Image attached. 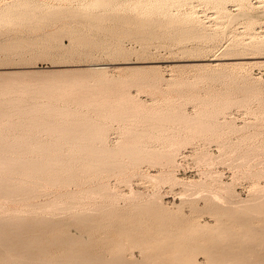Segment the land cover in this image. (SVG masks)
Listing matches in <instances>:
<instances>
[{"label":"rangeland","instance_id":"374dc122","mask_svg":"<svg viewBox=\"0 0 264 264\" xmlns=\"http://www.w3.org/2000/svg\"><path fill=\"white\" fill-rule=\"evenodd\" d=\"M113 1L110 0L108 3L109 0H97V2L96 0H0V11L7 9L6 6L13 8L23 3L28 4L31 9L34 8L32 6H36L35 11L40 5L42 10L39 9L40 12H47L56 6L58 10H54L57 14L65 16L64 21L49 20L50 22L39 21V23L6 21L2 22V25L0 23V86L3 84L7 86L6 91L3 92L4 87H0V92L5 93L16 85L39 84L40 81L48 84L63 80L62 83L65 84L67 80L75 78L80 82L84 78L83 83L89 80V85H92L91 81H93L94 86H92L95 88L87 86L86 89L79 86L78 90L79 87L76 86L54 87L51 93L56 94L55 96L51 93L43 96L39 94L41 97L35 94L40 97L36 96L40 102L55 103V106L61 109L73 111L70 114L68 111H66L68 114H63L64 111L58 113L59 115L34 113L37 115L34 118L31 117L35 115H30L24 110L20 112L24 111L23 115L25 113L27 117L20 115V112L13 116V111H19L20 105L23 104L21 102L19 105L20 102L17 101L19 109L16 108L15 102V105L13 103L7 106L8 99L15 94L14 90L8 91L7 96L0 94L2 96L0 97V123L2 120L0 136L3 138L6 134L2 142L13 144L9 147H0V150L5 148L18 150L22 147L20 145L29 141L38 143L40 140V144L48 145L54 140L51 139L50 133L45 131L43 133L35 128L33 132L32 129H28V132L31 131L28 133L25 129L27 127L16 122L21 118H28L27 121L33 119L47 121L54 120L55 117L57 121L63 119V122L72 124L75 121L91 122V120L104 124L108 131H106L108 138L106 137L105 143L111 148L124 142L130 132L136 129L146 131L147 135L151 136L146 140L151 144L155 154L138 163L127 161L122 164L120 170L117 167L114 171H108L109 173L104 172L89 178L75 176L74 181L67 184L56 185L45 181L39 196L34 198L7 200L0 197L2 203L0 216L10 215L12 211V214L17 215H38L56 220H71L72 213L80 211L79 209L83 211L84 208V211L92 212L94 218L97 216L95 219L98 220L103 216L107 221L109 217L106 212L114 210L116 214L119 212L120 214L119 217L115 214L111 215L112 221L117 223L122 219V226L128 225L129 216H135V220L141 222L138 230L146 235L156 236L155 240L158 242L175 236L179 239L192 238L191 243L186 245L191 246L189 248H192L194 253H198L197 258L202 264H208L213 262L214 258H208L205 249L213 245L214 236L230 235L234 236L235 240L237 237L242 238L243 233L249 228L261 230L264 226V0ZM92 17H95V20ZM136 25L142 26L138 28ZM194 25L195 28H192ZM72 35L86 36L91 42L87 45H81L78 40L71 42ZM43 47L46 49L43 50ZM255 53L256 55H253ZM249 55L258 58L244 61L222 59ZM213 58L218 60L211 61ZM93 68H98L96 69L98 74L95 75V71L89 70ZM92 74L94 76H91ZM69 76L72 79H68ZM105 80L107 82L109 80V85ZM8 81L10 82L7 83ZM104 82L107 84L106 88ZM91 89L93 92L96 91L93 97H90ZM83 91L89 94H87L89 97H86L88 101L85 98L81 99L86 94ZM98 91L109 92L112 98L108 97V93L107 96L105 95L106 98L101 95L102 98ZM46 96L49 97H47L48 101ZM21 97L23 98V95ZM95 98L98 101H106L109 107L101 105L100 108L99 105L98 109L95 107L98 101L96 103L93 101L96 100ZM24 99V104L36 102L35 97L33 99V95L30 94H25ZM127 99L131 101L127 103L125 101ZM82 100H86L85 103ZM108 101L112 103V107ZM87 102L91 103L88 105ZM154 109L160 110L161 113L152 117L137 116L134 121L132 120L131 112L142 110V113H146ZM71 115H76V118ZM123 118L127 119L126 122ZM79 123L76 125L78 126ZM11 125H14L13 128ZM5 137H9V140ZM15 141L21 144H14ZM173 143L177 144V151L175 149L172 156L167 158L166 152ZM25 148L23 145L20 151L22 149L24 151ZM72 170L81 172L80 167H74ZM102 184L107 188L105 194L97 190ZM70 201L78 202L80 206L64 210L57 208L58 205ZM34 202L37 204L32 205L31 203ZM103 204L105 206L99 208L101 211L93 209L95 205ZM144 204L147 208L143 211L133 209ZM238 205L250 208L248 216L244 214L249 208L237 212L235 209ZM224 208L230 210H223ZM127 212L129 213L126 214ZM72 227L71 232L76 233L75 235L81 231L88 233L85 229ZM92 229L90 233L94 235L92 236L94 241L87 248L105 257H110L117 250L120 238L126 260L140 259L141 264H144L146 254L153 249L146 247L144 239H139L138 242L129 239L126 232L128 228L122 227L121 235L115 223L99 224ZM60 232L61 230L57 233ZM161 233L164 234L163 238ZM155 240L153 242H156ZM48 251L59 257L64 253L63 244H50ZM156 262L148 260L146 264H156Z\"/></svg>","mask_w":264,"mask_h":264},{"label":"bare ground","instance_id":"6f19581e","mask_svg":"<svg viewBox=\"0 0 264 264\" xmlns=\"http://www.w3.org/2000/svg\"><path fill=\"white\" fill-rule=\"evenodd\" d=\"M96 2H97V0H96ZM111 2H114V1L111 0ZM12 3H15V2H12ZM108 3H110V0H109ZM103 4H105V3H103ZM16 6H17V4H16ZM103 6H105V5H103ZM10 7L6 6L7 9H5L3 11H0V23H1V25H2V22H6V21H9V22H11V21H16L17 22L18 21V23L19 22L39 23V21L40 22H44V21H49V20H53V21H55V20H62V21H64L63 19L65 18V16L60 15V14H57V11L54 10V9H56V6L54 7V9H52L53 8L52 7L51 10H49L47 12H40V11H38L41 8L40 5H39V8L37 6L38 10H36V11H35L36 6H32V7H34L33 8L34 10H33V9H31L30 6H28V4H23V3L22 4H19L18 7H15L14 6L15 9H14V7L13 8L12 7L10 8ZM63 7L64 6H62V8ZM49 8H47V10ZM65 8L67 10V7H65ZM56 10H58V9H56ZM73 11H74V9H73ZM95 11H97V10H95ZM76 13L74 15H76ZM78 13H79V11H78ZM80 13H81V11H80ZM116 13H117V11H116ZM113 14H114V12H113ZM74 15L72 14V16H74ZM80 16H82V15L80 14ZM95 16H96V14H95ZM99 16H97V17L99 18ZM83 17H84V15H83ZM94 18L92 17V19H94ZM70 21H72V20H70ZM146 21L147 20H145V22ZM80 23H82V22H80ZM101 24H102V22H101ZM70 25H72V24H70ZM34 26H35V24H34ZM52 26H53V24H52ZM74 26H75V24L73 25V27ZM141 26H139V27H141ZM68 27H70V26H68ZM193 27L195 28V25L192 26V28ZM63 28H65V27H62V29ZM128 28H127V30H129ZM147 28H148V26H147ZM57 29L59 30L60 28L58 27ZM92 30H93V27H92ZM46 34H48V32ZM73 35L71 37V42L73 40H78V41H80L79 43L81 45H87V44H89L91 42L86 36H81L80 35L79 37L78 36L77 37H74ZM85 35H87V34H85ZM39 39H41V38H39ZM44 39H46V38H44ZM100 39H101V37H100ZM37 41H39V40H37ZM92 42L95 43V41H92ZM101 42H103V41H101ZM49 43H50V41H49ZM13 46L15 47V45H13ZM35 47H36V44H35ZM79 48H77V49L79 50ZM45 49L43 47V50H45ZM117 49H118V47H117ZM46 51L48 52L49 50H46ZM89 52H91V51H89ZM253 55H256V53L253 54ZM256 58H258V56H252V55L250 56L249 55V56H241V57H224L222 59H237V61L238 60L244 61L245 59H256ZM212 60L215 61V60H218V59L217 58H213V59H211V61ZM96 69H98V68H96ZM96 69L93 68V69H89V70L90 71H95V75H96V74H98V73H96V72H98V71H96ZM68 70H71V69H68ZM73 70L76 71V69H73ZM36 72H38V71H36ZM77 72H78V70H77ZM87 72H89V71L87 70ZM91 73L92 72H90V74ZM100 73H102V72H100ZM72 74H71V76H73ZM91 76H94V75L92 74ZM51 77H52V75H51ZM73 77H75V76H73ZM69 78H71V77L69 76L68 79ZM80 78H82V77H80ZM90 79H91V77H90ZM77 80H79V79H77ZM82 80H81V82H80V80L79 81H76V78H75L74 80L73 79L72 80H67V82L65 84L62 83L63 80L62 81L53 82V83L48 82V84H46L47 82L46 83L44 82V84H43V82L40 81V83H42V85H39L40 83L39 84H35V83L34 84H32V83L31 84H28L26 82L27 84L20 85V86L16 85L18 87H16V86L14 88L12 87L11 90H7V92H5V93H2V92L3 91H6V88L5 87H7V86H4L5 84L2 83L3 85L0 86V87H4V90L2 89V92H0V94L1 95L2 94L3 95H6V94H9L8 91L11 92L12 90H14L13 92L15 94H14V96H12L13 95V92L11 93L12 98H9L8 99L9 105L7 104V106H10V105H12L15 102L16 103V108L19 109L20 106H21V108H20L19 111L17 110V112L13 111V116L16 115V114H18L21 110H24L26 113H28L30 115L31 114L32 115H35L37 113H38L37 115H40V113H44L46 115H54L55 113L61 114L64 111L65 112L63 114L67 113L66 111H68V113L70 114L73 110H71V112H70L69 111L70 109H64V108H62L63 109L62 110L57 105L55 106V103L52 104L50 102H48V103L47 102H42V101L40 102V100L36 99L38 96L35 95V94H38V95L41 94L42 96L44 94L45 95L46 94L49 95V93H51V91L53 92L54 87H60V88L66 87L67 88L69 86H72V87L73 86H76V88H77V87L80 86L82 88L83 87L86 88L87 86H91L93 88V86H94L93 85V81H91L92 82L91 84L93 85L92 86V85H89V83H88L89 80L86 81V83H88V85L86 83H83ZM9 82L10 81H8L7 83H9ZM105 82H107V81L105 80ZM108 82H109V80H108ZM108 82H107V84H108ZM11 83H13V82H11ZM16 83H18V82L16 81ZM16 83H14V85ZM19 83H21V82H19ZM96 84H98V82H96ZM107 84H106V86L104 85L105 88L107 87ZM111 85H110V87H111ZM113 86H115V85L113 84ZM9 87H11V84H10ZM80 87L78 88V90L80 89ZM56 89L59 90L58 88H56ZM93 89H95V88H93ZM93 89H91L92 91H90V97H93V95L96 94V91L93 92ZM88 90H90V89H88ZM86 91L85 92L83 91L84 94L86 93ZM102 92H106V91H102ZM98 93L100 94V96L101 95H104L105 98H106L107 93H108V97L109 98L111 97V96H109V92L101 93V92L98 91ZM98 93H97V95H98ZM25 94L26 95L27 94L28 95L29 94L30 95H33V99L35 97L36 102L29 103V104H27V102H25V104H26L25 105L24 104V101H25L26 98L23 100ZM87 94L88 93H86L84 95L85 97L82 96L83 98L80 96L81 99H84L85 98L88 101V99L86 97H89L88 96L89 94L88 95ZM110 94L112 95L113 93H110ZM22 95H23V98L21 97ZM52 95H54V93ZM0 97H2V96H0ZM40 97H38V98H40ZM47 97L48 96H46V98ZM3 98H4V96H3ZM48 98H47V101H48ZM52 98H53V96H52ZM115 98H116V96H115ZM30 99H32V98H30ZM89 99H91V98H89ZM128 99L125 100V101L127 102ZM100 100H102V99H100ZM5 101L7 102V100H5ZM17 101L20 102V103H18ZM32 101H34V100H32ZM85 101H83V103H85ZM93 101H94V103H96L98 100L96 99V100H93ZM115 101L116 100H114V102ZM125 101H123V102L125 103ZM130 101H128V102H130ZM21 102L23 103L22 105H20ZM105 102L98 101L97 102L98 105L95 104L96 105L95 106V105L92 104V106L97 107V106L100 105V108H101V105H102V106H106L107 107L108 106V103L106 104ZM110 102H111V100H110ZM110 102H109V104H110ZM15 103H14V105H15ZM17 103L20 106H17L18 105ZM90 103H88V105ZM104 103L106 105H104ZM124 103H123V105H124ZM111 104H110V106L112 107ZM114 104H116V103H114ZM114 104H113V106H115ZM81 105H83V104H81ZM130 105L132 106V104H130ZM4 106H6V105H4ZM116 106H117V104H116ZM131 106H128V108L131 107ZM84 107H85V105H84ZM6 108L8 109V107H6ZM16 108H14V109L16 110ZM102 108H104V107H102ZM128 108L126 109L127 111H128ZM97 111H99V110H97ZM23 112L22 113L20 112L21 113L20 115H23ZM79 112H81V111H79ZM79 112H78V114H79ZM133 112H131V114H133L132 115V120L133 121L137 118V116H144V117L145 116L146 117L148 116V117H152L154 115L155 116H158L161 113L160 110H156V109L150 110V111H148L146 113H142V110H141V112H139V111L138 112L133 111ZM128 113L129 112H127V114ZM85 114L83 113L82 115H85ZM10 115L12 116L11 113H10ZM10 115H8V116H10ZM24 115H25V113H24ZM37 115H35V116L31 117V118H34ZM41 115H43V114H41ZM76 115H71V116H74L75 117ZM99 115H95V116H99ZM23 116H20V118L23 117ZM111 116H114V115H111ZM88 117H89V115H88ZM105 117H106V115H105ZM3 118L5 119V117H3ZM59 118H60V116H59ZM111 118H113V117H111ZM119 118H120V116H119ZM26 119H28V118H26ZM26 119H22L21 118L16 123L19 124V125H22V126L24 125L25 127H27V128H25V129H27V132H28V129H30V130L32 129V132H33L34 131L33 130L34 128L37 129V130L39 129V131H43V133H44V131H45V133L48 132V133H50V135H52L51 136L52 138L51 137L50 138L51 139H54V140L50 141L51 143L49 142L48 145H44L45 143L44 144H40L39 143L40 140H39L38 143H32L31 141H29V142H31V143H29L28 142L29 139H28L27 141L26 140H23V141H26L28 143H25L24 142L25 143L24 144L22 142L23 143L22 145H20L21 143L20 144L18 143L20 146H22L21 148H23V145H24V148H25V145H26L27 146L26 148H28V150L26 148H25L24 151H23V149H22V151H20L21 148L18 149V150L17 149L14 150V148H13V150H9L10 148L9 149H6L5 148V149L0 150V197L6 198L7 200L8 199L9 200H17V199L18 200H22L24 198H34V197H37V196H39L40 191H41L40 189L43 186V184H44L45 181L48 182L49 184H56V185L57 184H67V183H70V182L74 181L73 178L75 176L76 177L77 176H80V177H83V178H89L91 176H96V175L98 176L99 174L104 173V172H108L110 170L111 171H114V169H116L117 167H119L118 170H120V167L122 166V164H124L127 161L128 162L129 161H132V162L138 163L141 160H144V159L147 160V158L149 157V155L155 154L154 149H151V144L149 142H147V140H146L149 137H151V136L147 135L146 131H142V130L136 129L135 131L130 132L131 134L128 135L127 139H124L125 140L124 142L120 143L116 147H114L115 146L114 145L113 146L114 148H111V147L107 146V144L105 143V140H106V137H107V132H108L107 131V128H106L107 126L105 127L104 124L97 123L96 121L95 122L94 121L92 122V120H91V122L90 121H88V122H80L79 121L80 123L77 122V121H75V123H73V124H75V125L77 123H79V124H78V126L77 125L76 126L75 125L73 126V124L71 122L70 123H68V122L66 123L65 121L63 122L62 121L63 119L61 121L60 120L57 121V120H55V117H54V120H47V121H46V119L45 120H42V119H40V120H34L33 119V120H28L27 121ZM50 119H52V118H50ZM67 119H68V117H67ZM78 119H79V117H78ZM83 120H81V121H83ZM94 120H96V119H94ZM126 120L127 119L125 118L124 121L126 122ZM11 121H13V119ZM107 121L105 122V124L107 123ZM4 122L7 123V121H4ZM1 123H2V120H1ZM13 123L15 124V121ZM4 125H6V124H4ZM4 125H3V127H4ZM13 126H12V128H13ZM16 130H18V129H16ZM37 130H35V132ZM0 131H2V130H0ZM39 131H37V132H39ZM30 132H28V133H30ZM4 136H3V138H4ZM3 138H2V136H0V147H9L10 145H13V144H11L12 142L11 143L9 142L10 144L9 143L7 144V142L6 143L2 142ZM5 138L7 140H9L8 139L9 137L8 138L5 137ZM13 138H14V135H13ZM17 138H19V137H17ZM22 139H24V138H22ZM43 142H44V140H43ZM14 144H17V142L14 143ZM176 145H177L176 143H173V144L170 145V147H169L170 149L166 152L167 158H170L172 156V154L174 153V150L176 149ZM11 147H13V146H11ZM64 147L65 148L68 147L69 149L68 150H65V149H63ZM176 151H177V149H176ZM74 167H80L81 168V172L80 171L79 172H73L72 168H74ZM171 174L172 173H170V175ZM169 178H170V176L168 177V179ZM84 188H85V186H84ZM73 190H75V189H73ZM97 190L100 191V192H102L103 194H105L107 192L106 185H104V184L100 185ZM103 201H105V200H103ZM100 202H102V201H100ZM31 204L32 205H35L37 203L34 202V203H31ZM56 204H58V202ZM56 204H55V206H56ZM241 205H238V207H236L235 210H237V212L238 211L241 212V211L245 210L244 208H249V207H244V205L243 206H241ZM0 206H2V203H0ZM78 206H80V204H78V202H72V201H70L69 203H65V204H62V205H58L57 208H60V209H63L64 210V209H68V208H75V207H78ZM95 206L96 207H94L93 209L100 210L99 208H101V207L103 208L105 206V204H103V205H95ZM113 206L115 207V205H113ZM21 208H23V207H21ZM87 208H89V207H87ZM146 208H147V206L144 204L142 206H135L133 209L134 210H137V211H143ZM32 209H34V208H32ZM79 210L80 211L77 210L76 212H74L75 210H72L74 213H72L73 216H72L71 220H63V219L56 220V219H53V218H50V217L38 216V215H32V216H25L24 214L17 215V214H12V211H11V214L10 215L0 216V264H141V261H139L140 259L138 260V259H134L133 258L132 260H126V258L124 256L125 249H124V247L122 245V238H120L118 240L119 246H118L117 250L111 254L110 257H108V256L105 257L103 254H101L99 252H92L91 250H89L87 248V246L92 241H94V240H92V236H94V235H92L90 233V231H91L92 228L98 226L99 224H113V223L116 224V227H117V229H118V231H119V233L121 235H122V227H124V229L125 228H128V229H126L127 230L126 232L128 234L129 239H131L133 241H136V242H138L139 239H144V240H146L145 243H146V247L147 248L153 247V249H151L152 251L148 252L146 254V256H145L146 263H147L148 260H154V261H157L159 264H202L198 260V258H197V254L198 253H194L193 252V249L192 248H189L191 246H187L186 245L187 243H191L192 238L184 237L183 239H179L178 236H175L172 239H166V240H164L162 242H160V241L158 242V241L155 240L156 236L146 235V233L138 230L139 227L141 226V222H139V220L136 221L135 220L136 219L135 216H132V215L129 216L130 218L128 217L129 218L128 225H124L123 224V226H122V219H120V221H118L117 223L114 220L113 221L111 220V215L114 216V214H115V216L119 217L120 212L119 213L117 212L118 214H116V212L114 210H108L109 212H106V213H107V217H109V218L107 219V221H105L104 220L105 218L103 216L97 220V219H95L97 216L94 218L92 212H90V211H84L85 210L84 208H83V211H81V209H79ZM223 210H230V209L224 208ZM133 211H130V212H133ZM248 212H250V208L247 209V210H245L244 216H248ZM62 213H63V211H62ZM100 213H98V214H100ZM110 213H112V214H110ZM128 213L129 212H127L126 214H128ZM72 226H76V227L85 229L88 233H84L82 231L78 233V231H77L78 234L75 235L76 233L73 234L71 232L72 231L71 230V227ZM67 228H68V231H67ZM60 230H61L60 234L57 233ZM93 230L94 229H92V231ZM163 235L164 234H162V238H163ZM44 236H46V238ZM159 236H161V235H159ZM159 236L157 237V239L159 238ZM165 238H167V237H164V239ZM234 238H235L234 236H230V235L221 236L220 234H218V235L214 236L213 237V245L211 247H209L208 249H205L208 258H214V261L213 262H209L208 264H264V226L261 228V230H259V229H256L255 230L253 228H249V230H246V232L243 233L242 238L241 237L240 238L237 237L235 240H234ZM153 239L156 242H153L154 241ZM194 240H196V239H194ZM56 243L63 244V248H64V253L61 256H59V257L54 256L52 253H50L48 251V245H50V244H56ZM93 247H91V248H93ZM143 262H144V260H143ZM157 262H156V264H158ZM146 263H144V264H146Z\"/></svg>","mask_w":264,"mask_h":264}]
</instances>
